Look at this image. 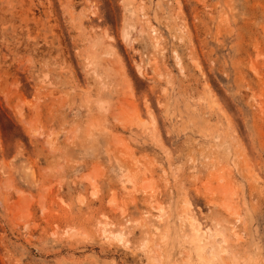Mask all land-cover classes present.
Segmentation results:
<instances>
[{
  "label": "rangeland",
  "instance_id": "1",
  "mask_svg": "<svg viewBox=\"0 0 264 264\" xmlns=\"http://www.w3.org/2000/svg\"><path fill=\"white\" fill-rule=\"evenodd\" d=\"M0 264H264V0H0Z\"/></svg>",
  "mask_w": 264,
  "mask_h": 264
},
{
  "label": "bare ground",
  "instance_id": "2",
  "mask_svg": "<svg viewBox=\"0 0 264 264\" xmlns=\"http://www.w3.org/2000/svg\"><path fill=\"white\" fill-rule=\"evenodd\" d=\"M161 208H159L158 207V210H160ZM103 226H106L105 224L103 225ZM104 232H106L107 233V231H106V229L104 230ZM109 232V231H108ZM105 234V233H104ZM113 234V233H112ZM115 234V233H114ZM115 238L118 240H121V239H123V237H124V234H123V232L122 231H119V232H117L115 235Z\"/></svg>",
  "mask_w": 264,
  "mask_h": 264
}]
</instances>
